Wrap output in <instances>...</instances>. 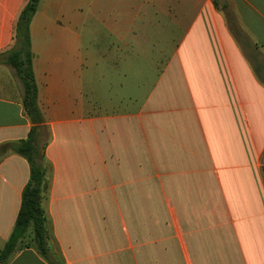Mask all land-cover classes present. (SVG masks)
Returning <instances> with one entry per match:
<instances>
[{"label": "crops", "instance_id": "0c3cea01", "mask_svg": "<svg viewBox=\"0 0 264 264\" xmlns=\"http://www.w3.org/2000/svg\"><path fill=\"white\" fill-rule=\"evenodd\" d=\"M26 1L0 0V146L34 125L3 60ZM30 36L49 258L31 226L0 264H264V0H40ZM31 174L0 157V251Z\"/></svg>", "mask_w": 264, "mask_h": 264}, {"label": "trees", "instance_id": "16d2710c", "mask_svg": "<svg viewBox=\"0 0 264 264\" xmlns=\"http://www.w3.org/2000/svg\"><path fill=\"white\" fill-rule=\"evenodd\" d=\"M40 0H27L22 7L14 28V42L9 54L3 60L11 64L17 71L24 84V108L33 122V127L27 139L18 143H5L0 146V157L7 150H14L26 156L32 167L31 179L25 187L22 195V203L17 216L16 225L3 250L0 251V262H4L7 257L15 250L19 241L24 237L29 226H33L34 240L40 252L47 258L48 238L47 219L42 207L41 183L48 169L43 163L36 160V149L39 143L37 129L44 128V115L38 104V88L32 68V50L30 23ZM217 3V2H216ZM25 38L28 43L27 50L23 51L22 45H15V41ZM0 55V60L2 59ZM43 159V155H42ZM46 187V186H45Z\"/></svg>", "mask_w": 264, "mask_h": 264}, {"label": "rangeland", "instance_id": "374dc122", "mask_svg": "<svg viewBox=\"0 0 264 264\" xmlns=\"http://www.w3.org/2000/svg\"><path fill=\"white\" fill-rule=\"evenodd\" d=\"M75 4V3H74ZM83 10H87L86 7H84ZM88 24V29L89 30H83L82 32L78 31L77 36L74 35L73 37V45H90V50L93 48L94 51H96L99 48L98 51V56L100 57V25L96 24V21L94 18L86 19L84 28H87L86 25ZM94 27L93 29H91ZM81 30V29H79ZM86 31H89V34L86 33ZM80 33V35H79ZM241 36H244L241 35ZM15 45H17V48H19V45H22L23 51L27 50L28 48V43L25 38H23L20 43L15 41ZM13 46V44H12ZM11 46V48H12ZM9 54V52H8ZM7 54V55H8ZM93 87L95 86V94L90 93V114H93L97 112L98 110L100 111V106L97 100H100V82H94L92 83ZM141 97L138 99L137 104L141 102ZM39 143L37 144V149H36V160L38 163H43V166L46 168L47 165L44 164L43 159H42V152L44 149V144L43 141L47 138V133L44 131L42 133V136H39ZM48 168V167H47ZM47 170L45 171V175L43 177V181L41 183V187H43L42 190V195L45 190V186L47 185V178H46ZM31 226L28 227L26 230V233L24 235V238H28L29 231H30ZM24 240V239H23ZM29 239H25V242L28 241Z\"/></svg>", "mask_w": 264, "mask_h": 264}]
</instances>
